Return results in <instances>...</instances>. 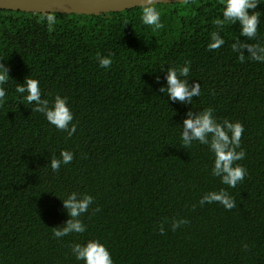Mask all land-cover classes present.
Returning a JSON list of instances; mask_svg holds the SVG:
<instances>
[{"label": "trees", "instance_id": "obj_1", "mask_svg": "<svg viewBox=\"0 0 264 264\" xmlns=\"http://www.w3.org/2000/svg\"><path fill=\"white\" fill-rule=\"evenodd\" d=\"M155 7L156 30L141 24L142 8L54 14L51 30L41 19L49 14L0 10V62L10 69L0 103V264H83L71 247L93 239L114 264H264V63H242L232 51L237 38L264 44V5L256 39L225 25V44L211 51L219 0ZM97 54H111V66L100 68ZM186 62L201 95L193 105L167 102L159 92L167 69ZM27 77L39 81L42 99L68 98L71 137L15 92ZM208 107L219 121L243 125L237 151L246 156L236 163L247 175L235 188L211 175L206 145H179L186 113ZM62 150L74 159L52 172ZM221 189L232 210L200 206ZM72 192L94 197L80 217L87 230L55 238L53 228L70 219L61 199ZM174 219L188 223L172 231Z\"/></svg>", "mask_w": 264, "mask_h": 264}, {"label": "clouds", "instance_id": "obj_2", "mask_svg": "<svg viewBox=\"0 0 264 264\" xmlns=\"http://www.w3.org/2000/svg\"><path fill=\"white\" fill-rule=\"evenodd\" d=\"M185 2H188V0H185ZM156 4L153 0H144L140 5L142 7L141 24L153 30L163 27L161 12L155 7ZM219 5L220 15L215 20L217 30L210 33L208 50H216L225 44V40L220 35L225 25L238 24L239 36L248 38V41L257 38L260 11L256 9L259 5H264V0H219ZM41 19L46 21L50 30L57 22L54 14L41 17ZM245 50H247V55L244 54ZM232 51L237 54L239 61L242 63L245 62L246 58L264 63V44L240 42L237 38L236 42L232 44ZM97 63L102 69L109 68L112 64L111 54L107 57L97 54ZM9 70L3 62H0V103L3 102L7 94L4 85L8 82ZM159 70L164 71V66ZM189 75L190 67L187 62L184 66L168 67L166 87L159 88V92L167 96V102H181L188 106L193 105V97H200L201 84L199 82L189 84ZM156 82L160 83L159 76L156 77ZM15 92L28 105L34 104L35 107L32 108V111L41 113L47 122L57 130L66 132L68 137L76 132V124L72 123L74 114L67 97L56 95L51 103L47 99H42L39 81L28 77L24 83L17 84ZM243 132L244 128L241 123L231 122L228 119L219 121L214 115V109L208 107L198 113L192 111L186 113V118L181 125L179 145L183 148L190 147L194 142L206 145L214 158L211 175L219 178L220 182L228 188H235L247 175V169L236 163L246 156L243 150L237 151L241 147L240 142ZM73 159L74 154L72 152L62 150L59 158L54 157L51 159V171L58 172L62 165L70 164ZM61 200L63 208L67 210L70 219L62 227L53 228L54 237L63 238L71 233H84L87 226L80 217L88 212L89 207L94 202V197L88 194L81 196L77 192H72L66 199ZM206 203H219L225 210L229 211L236 206L234 199L224 189L206 192L199 199V204L203 207ZM96 211H99V209H96ZM187 223L186 219H174L171 229L176 231ZM160 231L163 234L164 228L161 227ZM71 252L75 260L82 261L83 264H114L110 251L100 240L93 239L84 244H74L71 247Z\"/></svg>", "mask_w": 264, "mask_h": 264}, {"label": "water", "instance_id": "obj_3", "mask_svg": "<svg viewBox=\"0 0 264 264\" xmlns=\"http://www.w3.org/2000/svg\"><path fill=\"white\" fill-rule=\"evenodd\" d=\"M192 1V0H188ZM144 0H0V10L23 13L100 16L142 8ZM160 4L184 3L185 0H153Z\"/></svg>", "mask_w": 264, "mask_h": 264}]
</instances>
